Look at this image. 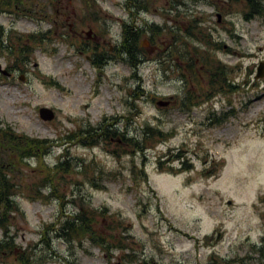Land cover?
I'll list each match as a JSON object with an SVG mask.
<instances>
[{"label":"rangeland","instance_id":"374dc122","mask_svg":"<svg viewBox=\"0 0 264 264\" xmlns=\"http://www.w3.org/2000/svg\"><path fill=\"white\" fill-rule=\"evenodd\" d=\"M137 1L147 9L130 0H58L48 16L41 2L0 8V126L54 145L44 159L11 157L19 211L9 237L17 248L1 250L0 264H264V77L256 78L264 0H252L255 9L250 0ZM132 22L144 29L140 66L117 50L96 66L86 32L108 41L106 53ZM29 34L38 40L21 59L29 42L18 36ZM218 65L223 88L211 81ZM173 95V104L157 105ZM41 107L54 117L42 119ZM110 118L115 138L85 145L80 131ZM147 126L154 133L144 134ZM63 152L74 167L55 172V196L42 185L43 165ZM80 199L121 221L114 229L97 221L108 251L59 230Z\"/></svg>","mask_w":264,"mask_h":264},{"label":"trees","instance_id":"16d2710c","mask_svg":"<svg viewBox=\"0 0 264 264\" xmlns=\"http://www.w3.org/2000/svg\"><path fill=\"white\" fill-rule=\"evenodd\" d=\"M31 2L32 5L35 3L41 2L43 4V12L45 9V15L52 14V6L58 0H27ZM26 0H0V8L5 5H14L15 8H19L23 2ZM132 7L143 6V8L147 7L141 1L130 0ZM252 2V0H250ZM258 4V3H257ZM256 4V5H257ZM251 8L255 9L253 6V2L251 3ZM257 11V10H256ZM258 13H261L259 10ZM33 17L34 15H26ZM150 33L155 35L154 27L151 26L149 29ZM5 29L2 25H0V50H3L6 46L4 45L5 38ZM144 36V29L137 26L135 22L132 24L125 23L123 26V40L121 45L119 46L118 53L120 58L125 60L129 65L133 68H138L142 63V55L144 54V49L141 45V38ZM194 38H197L195 34H193ZM26 39V42H29V45H20L19 54L23 59L25 56L30 55L31 44H35L37 42L36 34H29L25 36H18V40ZM200 39V38H199ZM202 41L210 44L209 36L203 35ZM221 49V46H218ZM208 63H213L210 59H208ZM193 63L189 62V67H192ZM216 70L213 72L211 70V81L214 83H218L221 88L226 85V71L224 67L218 65ZM55 85L56 83H52ZM57 85V84H56ZM1 125V124H0ZM149 132L154 133L153 128H147L144 131V134H149ZM117 132L114 128L110 129L103 128H86L81 130L80 134L83 138L82 141L85 145H92L100 141V139L110 140V137H114L117 135ZM158 133H161L158 130ZM120 136V135H119ZM104 137V138H103ZM122 141L125 137V134H121ZM85 140V141H84ZM120 144V143H119ZM129 145L138 150H142L143 147L140 146V141L137 138H129ZM54 146L52 142L48 139H40L36 137H28L15 134L9 126L1 127L0 126V230L3 232V238L0 239V251L6 249H15L17 245L15 244L14 238L9 237L10 233V223L12 220V213H16L19 211L18 204L15 199L16 194V186L10 181L9 174L13 172L12 168L14 163L11 161L12 156L16 157L18 161H29L30 159L42 158L44 159L48 154L51 147ZM161 163V162H160ZM74 167L73 160L68 158L67 154L63 152L59 155L58 161L54 164L53 167L48 166L47 164L43 165L44 170V178L42 180V185L47 187L51 194L55 196H60L61 192H56L57 187L54 182L55 172H70ZM100 173L102 171L100 170ZM50 184V186L48 185ZM79 198V197H78ZM62 216H66L63 222H61L60 231L64 233V236L72 239H82L89 237L90 241L101 246L105 251H108L110 248V241L104 240V235L99 233L96 228V225L99 222V218L103 220H108L111 224L117 225L116 227L110 226L111 229L121 227V221L115 218L113 213H110L106 208H95L90 203L85 202L84 199H80L78 203V209L74 211V213H68L66 215L62 214ZM98 221V222H97ZM121 249V246H117ZM214 260V258H212ZM238 261L237 259H233L232 262ZM24 264H28L27 260L23 261ZM212 263V262H211Z\"/></svg>","mask_w":264,"mask_h":264},{"label":"flooded vegetation","instance_id":"af4514ba","mask_svg":"<svg viewBox=\"0 0 264 264\" xmlns=\"http://www.w3.org/2000/svg\"><path fill=\"white\" fill-rule=\"evenodd\" d=\"M71 26V25H70ZM84 33L85 31L82 30L81 33L79 34V36L82 38L84 36ZM84 38V37H83ZM88 38V41L90 43V45H92L94 47V50L97 52L96 56H95V59L93 60V63L96 65V66H104L105 64H109L113 61V59H116L114 57V55L116 54V52L118 51L117 48L119 49V45L117 46L116 49H114V46L111 45L110 48H109V51L108 52H103L104 49L107 47V44L108 41L107 40H104L103 42H100V40L98 39V36L94 33L92 35H87ZM107 41V43H106ZM117 50V51H116ZM116 57H117V54H116ZM175 95L167 98L169 101H170V104H173L174 101H175ZM103 124V123H102ZM101 124V129L105 128V126H103ZM113 123H112V118H110L109 120V124H106V127H110L112 126ZM103 126V127H102Z\"/></svg>","mask_w":264,"mask_h":264},{"label":"water","instance_id":"95a60500","mask_svg":"<svg viewBox=\"0 0 264 264\" xmlns=\"http://www.w3.org/2000/svg\"><path fill=\"white\" fill-rule=\"evenodd\" d=\"M93 31L90 29L87 32V35H92ZM1 70V67H0ZM2 72L6 73L7 75L10 74L8 71L6 70H2ZM257 78H263L264 77V62H261L258 66V71H257ZM157 105L164 107V106H168L169 105V101L167 100H158L157 101ZM40 115L42 117V119L47 120V119H52L54 117V111L49 108V107H41L40 108ZM231 202V201H229ZM223 238V232L220 231L217 234L216 240L219 241ZM211 239H213V236L211 237Z\"/></svg>","mask_w":264,"mask_h":264}]
</instances>
